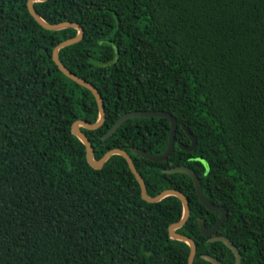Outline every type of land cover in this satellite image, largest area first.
<instances>
[{
    "label": "trees",
    "instance_id": "obj_1",
    "mask_svg": "<svg viewBox=\"0 0 264 264\" xmlns=\"http://www.w3.org/2000/svg\"><path fill=\"white\" fill-rule=\"evenodd\" d=\"M27 1L0 0V264H187L189 247L168 232L181 202H145L120 156L101 170L88 165L71 126L95 123L96 101L52 60L77 31L43 29ZM34 9L49 24L83 30L59 59L103 99V125L82 129L95 159L112 149L162 154L166 119H131L102 138L126 113H169L176 142L190 145L185 126L197 145L175 146L161 162L130 154L147 195L187 198L177 232L195 243L193 264H210L202 255L233 264L198 226L219 214L203 207L189 177L162 172L191 168L209 202L227 210L216 235L237 247L241 264H264V0H48Z\"/></svg>",
    "mask_w": 264,
    "mask_h": 264
},
{
    "label": "water",
    "instance_id": "obj_2",
    "mask_svg": "<svg viewBox=\"0 0 264 264\" xmlns=\"http://www.w3.org/2000/svg\"><path fill=\"white\" fill-rule=\"evenodd\" d=\"M46 1H48V0H28L27 1V10H28L29 14L31 15V17L43 29H45L47 31L56 32V31H61L64 29H75L77 31V35L74 38L65 40V41L59 43L54 48V50L52 52V60L55 63V65L57 66V68L59 69V71L66 78L70 79L71 81L75 82L77 85H79V86L87 89L88 91H90L91 94L93 95L95 101H96V104H97L98 120L95 123L92 124V123H89L85 120H77L71 126L72 135L74 137H76L85 147L86 161H87L88 165L94 170H101L104 167L105 163L112 156H120L126 161L131 173L134 175L136 181L138 182L139 187H140V192H141V198L145 202L154 204V203H159L160 201H162L163 199H165L167 197L177 198L181 202V205H182V217H181L180 221L172 224L169 227V230H168L169 237L171 240L185 243L189 247L190 251H189L187 264H193L194 259H195V255H196V245L193 242V240H191L187 236L179 234L177 232V230L181 229L189 219L190 208H189V202H188L187 198L181 192L176 191V190H171V189L165 190L155 197H149L147 195L145 182H144L143 178L141 177V175L137 172L130 154L142 157L143 159H145L147 161L161 162V161L166 160L170 156V154L172 153L175 146L178 149H180L181 151L193 152L196 148V145H197V141H196L195 137L190 133V131L185 126H183L182 129L184 130L187 137L189 138L190 145L185 146L180 142H176L175 135H176V130H177V122H176L175 118L172 117L167 112H163V111H134V112H129V113L122 115L120 118H118L117 121L112 125V127L104 134L102 139L105 141L108 138H110L117 131V129L121 125H123L124 122L131 120V119H137V118L166 119L170 123V130H169L167 146H166L165 151L160 155H152L150 153H147L146 151H143V150L137 149V148H132L130 150V153H127L126 151L121 150V149H112V150L108 151L107 153H105L103 155V157H101L100 159H98V160L95 159L94 148H93L91 142L89 141V139L87 138V136L83 133L82 129H85L87 131H95L103 125V123L105 121V108H104V104H103V99H102L101 95L99 94V92L97 91V89L91 83H89L85 79L80 78L77 75H75L74 73H72L71 71H69L61 63V61L59 59V51L60 50L67 48L69 46H72L76 43H79L82 40L83 30L78 24L72 23V22H61V23H56V24H49V23L45 22L37 14L36 10L34 9V4L35 3H43ZM162 172H163V174H167V175H172V174H177V173L183 174L192 180L196 195H197L200 203L203 205V207L206 208L209 212L219 214L218 219L215 221V223L210 228L206 227L203 220L198 219V226H199L201 234L204 237H208L209 243L220 242L223 245H225L233 253V255L235 257V262L233 264H241V258L242 257H241V254L239 253L237 247L235 245H233V243L229 239H227L226 237L221 236V235H216L219 228L223 225V223L227 219V216H228L227 210L221 206L214 205L213 203L209 202V200L206 198V196L204 195V193L202 191L201 183H200V180H199L198 176L196 175V173L191 168H189L187 166L173 167L170 169H165ZM201 258L203 260L209 262L210 264H223L220 261H218L216 258L209 256V255H202Z\"/></svg>",
    "mask_w": 264,
    "mask_h": 264
}]
</instances>
